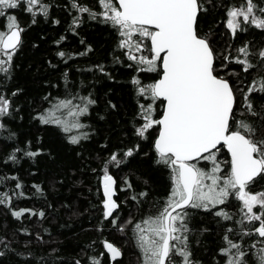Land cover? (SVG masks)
Segmentation results:
<instances>
[{"label":"trees","instance_id":"1","mask_svg":"<svg viewBox=\"0 0 264 264\" xmlns=\"http://www.w3.org/2000/svg\"><path fill=\"white\" fill-rule=\"evenodd\" d=\"M79 2L96 13L103 10L98 0ZM43 3L50 6L47 16L35 10L25 11V4L5 10L6 15L0 16V31L8 30V16H15L23 29L10 72L0 73V93L12 103L11 114L0 117L6 125V129L0 130V178H5L0 182V193L13 197L10 205L0 204V238L9 242L7 249L0 245L5 252L0 256V264H75L77 260L80 264H92L93 258L100 264H140L132 225L123 232L119 225L129 219L135 223L155 215L170 193L172 179L170 168L156 163L154 139L159 126L150 129L146 138L134 134L135 128L143 123L139 106L151 103L153 118L158 119L162 102L141 96L132 81L136 78L147 85L159 75L138 71L140 66L128 59V50L118 47V31L110 22L105 23L102 16L93 19L88 13L79 12L72 7V0H43ZM242 3L243 0H204L207 12L199 17L200 30L210 36L218 54L239 55L235 50L245 42H250L253 51L264 47V30L245 26L246 31L233 37L226 28L227 7ZM134 39L143 41V54L150 57L147 50L150 42L138 35ZM61 51L66 53L64 57L58 55ZM219 63L218 59V67ZM220 74L230 80L234 89L246 92L253 78L264 76V69L257 67L245 73L241 65L232 62ZM89 94L96 103L90 106L87 115L79 118L87 125L80 131L89 134L79 144L70 143L71 134L64 133L60 126L43 124L37 118L60 99ZM236 96L241 105L236 109V119H250L243 108L242 93L237 90ZM251 99L259 110L264 94H253ZM9 132L12 138H7ZM72 134H77V130ZM136 145L139 147L133 156H118L122 161L119 165L109 163L113 153L122 154ZM26 152L39 154L28 156ZM12 153L16 155L14 162L8 159ZM230 161L229 151L220 147L217 162L222 174L230 172ZM106 165L116 180L114 199L120 205L113 217L107 219L102 188ZM198 167L208 170L211 163L200 161ZM249 190L264 191V179L257 177ZM141 192L147 196L141 197ZM133 196L137 199L133 200ZM241 207L242 202L234 196L226 205L218 206L232 215L231 221L217 217L215 210H190L189 246L194 260L200 264H226L220 249L225 247L223 237L228 228L233 229L229 238L242 242L246 248L250 249L260 239L253 234L243 236L241 241L240 225L236 223L242 217ZM21 209L43 212L44 216L28 213L19 219L12 216L13 210ZM117 217L113 224L111 221ZM245 227L253 225L245 221ZM106 241L118 246L123 256L113 261ZM255 251L249 252V264H257Z\"/></svg>","mask_w":264,"mask_h":264},{"label":"snow or ice","instance_id":"2","mask_svg":"<svg viewBox=\"0 0 264 264\" xmlns=\"http://www.w3.org/2000/svg\"><path fill=\"white\" fill-rule=\"evenodd\" d=\"M98 3L103 9L100 13L92 11L79 0H72V7L81 13H88L93 19L100 15L105 23L110 22L120 37L118 47L128 50V59L140 66L138 71L159 75L147 85L136 78L132 81L141 96H148L153 102H162L163 113L159 119L153 118L151 103L139 106L143 123L135 128L134 134L146 138L150 129L159 126L154 143L158 153L156 163L170 168L172 179L170 193L155 215H148L135 223L129 219L119 225L121 232L132 225L140 264H200L194 260L189 246L190 210H215L217 217L231 221L232 215L222 208L218 209V206L226 205L233 196L242 202V217L236 221L240 225L241 241L243 236L253 234L260 239L250 249L246 248L242 242L229 238L228 233L233 229L228 228L223 237L225 247L220 252L226 258V264H249V252L254 249L257 264H264V191L249 190L257 177L264 179V103L259 104L257 110L251 99L253 94H264V76L253 78L245 92L234 89L230 80L220 74V70L228 69L232 62L241 65L245 73L257 67L264 69V47L253 51L250 42H245L235 50L239 55L231 52L218 54L210 36L200 30L199 17L207 12L204 0H98ZM22 4L26 5L25 11L29 13L35 10L48 15L50 6L43 0H0V16L6 15L5 10L20 8ZM8 19L9 31H0V73L5 74L10 72L12 56L23 31L15 16H8ZM73 23L76 24L77 19ZM225 25L233 37L246 31L245 26L264 30V0H243L240 6L227 7ZM137 35L150 41L147 47L150 57L143 54V41L134 39ZM88 50L91 51L90 48ZM58 55L64 57L66 53L61 51ZM98 68L103 71L102 66ZM237 90L242 93L243 108L250 119H236V109L241 107L237 101ZM95 103L91 94L60 99L37 118L43 124L60 126L64 133L71 134L68 136L70 143L79 144L89 138L87 132L80 131L87 125L79 118L87 115L90 106ZM65 109L66 113L61 111ZM11 110V100L0 93V117L10 115ZM4 129L6 125L0 121V130ZM74 130L77 134H72ZM12 136L9 132L7 138ZM138 147L129 148L122 154L113 153L109 163L119 165L122 161L118 156L131 157ZM220 147H226L231 154L230 172L226 175L222 174L223 170L217 162ZM25 154L36 156L39 153ZM8 159L14 162L15 153L10 154ZM200 161L210 162V169L198 167ZM3 179L0 178V182ZM102 184L104 216L107 219L113 217L120 206L114 199L116 180L108 173L107 165ZM20 187L18 183L16 188ZM128 187L131 188V184ZM139 195L144 197L147 193ZM12 199L8 193H0V204L10 205ZM25 213L44 216L43 212L33 213L31 209L11 212L17 219ZM117 219L113 218L111 222L116 224ZM245 221L253 227L246 228ZM0 245L7 249L9 242L0 238ZM105 247L113 261L123 256L122 250L113 243L106 241ZM4 254L0 250V256ZM75 264H80V261ZM92 264H100V261L93 258Z\"/></svg>","mask_w":264,"mask_h":264},{"label":"water","instance_id":"3","mask_svg":"<svg viewBox=\"0 0 264 264\" xmlns=\"http://www.w3.org/2000/svg\"><path fill=\"white\" fill-rule=\"evenodd\" d=\"M116 2H117V0H116ZM117 5H118V3H117ZM9 31V29L6 31V33ZM20 40H21V36H20ZM150 42V41H149ZM159 78V77H158ZM157 78V79H158ZM162 113H163V110H162ZM162 113H161V115H162ZM161 115L158 117V119L159 118H161ZM159 130H160V128L158 129V132H157V135H156V137H155V139H154V143H155V140L157 139V137H158V134H159ZM227 149V148H226ZM230 153V152H229ZM110 174V173H109ZM111 175V174H110ZM112 176V175H111ZM113 177V176H112ZM102 188H103V184H102Z\"/></svg>","mask_w":264,"mask_h":264}]
</instances>
